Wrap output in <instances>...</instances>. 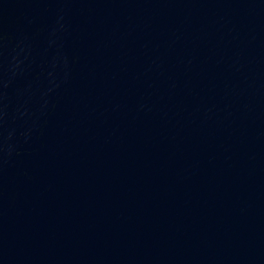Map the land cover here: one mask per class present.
<instances>
[{"label":"water","instance_id":"water-1","mask_svg":"<svg viewBox=\"0 0 264 264\" xmlns=\"http://www.w3.org/2000/svg\"><path fill=\"white\" fill-rule=\"evenodd\" d=\"M23 0H0V25Z\"/></svg>","mask_w":264,"mask_h":264}]
</instances>
